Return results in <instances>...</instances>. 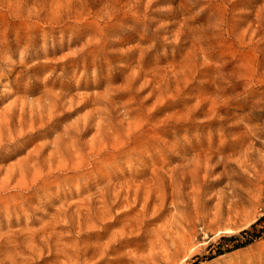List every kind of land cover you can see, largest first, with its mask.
Wrapping results in <instances>:
<instances>
[{
	"label": "rangeland",
	"instance_id": "obj_1",
	"mask_svg": "<svg viewBox=\"0 0 264 264\" xmlns=\"http://www.w3.org/2000/svg\"><path fill=\"white\" fill-rule=\"evenodd\" d=\"M263 216L264 0H0V264H264Z\"/></svg>",
	"mask_w": 264,
	"mask_h": 264
},
{
	"label": "trees",
	"instance_id": "obj_2",
	"mask_svg": "<svg viewBox=\"0 0 264 264\" xmlns=\"http://www.w3.org/2000/svg\"><path fill=\"white\" fill-rule=\"evenodd\" d=\"M262 222H264V216L261 217V218H260L258 221H256L254 224H252V225H251V228H250L249 230H244L242 233H248V232H252V233H254L253 230L255 229V227H256L257 225L261 224ZM263 228H264V227H263ZM235 238H236V236H234V235L226 236V237H221V243H223V244L232 243V242L235 240ZM227 246H228V245H227ZM242 246H244V245H239V244L237 243L236 245H234V248L237 249V248H240V247H242ZM223 250H224V249H222L221 246L216 247L214 255H211V256L209 257V259H212L214 256H218V255L223 254V253H224ZM227 250H229V249H227Z\"/></svg>",
	"mask_w": 264,
	"mask_h": 264
},
{
	"label": "bare ground",
	"instance_id": "obj_3",
	"mask_svg": "<svg viewBox=\"0 0 264 264\" xmlns=\"http://www.w3.org/2000/svg\"><path fill=\"white\" fill-rule=\"evenodd\" d=\"M8 128V127H7Z\"/></svg>",
	"mask_w": 264,
	"mask_h": 264
}]
</instances>
